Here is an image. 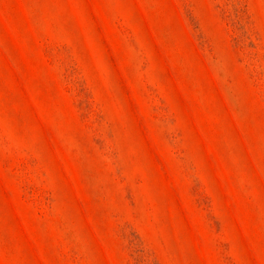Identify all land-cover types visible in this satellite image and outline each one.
<instances>
[{
	"label": "rangeland",
	"instance_id": "rangeland-1",
	"mask_svg": "<svg viewBox=\"0 0 264 264\" xmlns=\"http://www.w3.org/2000/svg\"><path fill=\"white\" fill-rule=\"evenodd\" d=\"M0 264H264V0H0Z\"/></svg>",
	"mask_w": 264,
	"mask_h": 264
}]
</instances>
